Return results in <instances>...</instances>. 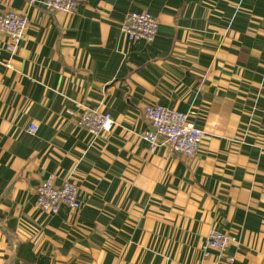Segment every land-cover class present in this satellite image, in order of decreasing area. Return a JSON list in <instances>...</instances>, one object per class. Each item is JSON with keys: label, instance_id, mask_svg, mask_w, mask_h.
I'll return each mask as SVG.
<instances>
[{"label": "crops", "instance_id": "crops-1", "mask_svg": "<svg viewBox=\"0 0 264 264\" xmlns=\"http://www.w3.org/2000/svg\"><path fill=\"white\" fill-rule=\"evenodd\" d=\"M8 10L28 27L12 53L0 35V264H264V0ZM133 11L159 19L153 41L121 31ZM148 104L192 113L203 155L151 151ZM85 108L113 131L81 127ZM51 176L77 183L80 210L37 209ZM211 230L233 238L226 251L206 247Z\"/></svg>", "mask_w": 264, "mask_h": 264}, {"label": "built area", "instance_id": "built-area-1", "mask_svg": "<svg viewBox=\"0 0 264 264\" xmlns=\"http://www.w3.org/2000/svg\"><path fill=\"white\" fill-rule=\"evenodd\" d=\"M83 1L44 0V3L48 9L73 14ZM27 27L28 19L23 13L16 10L0 12V35L8 38L6 49L11 53L24 41ZM159 27V19L146 11L130 12L121 23V31L130 40L143 39L148 42L157 37ZM191 114L148 104L144 108V117L150 128L142 133L141 138L149 143L151 151L165 145L188 159H197L203 155V143L208 135L190 120ZM78 124L94 137H100L113 131L115 120L110 113L85 108L79 115ZM30 130L35 131L36 127L32 125ZM37 195V209L48 215L58 214L63 206L73 211L80 210L82 206L79 186L71 179L56 184L55 177L51 176L37 186ZM232 241L231 236L211 230L206 247L224 252Z\"/></svg>", "mask_w": 264, "mask_h": 264}, {"label": "rangeland", "instance_id": "rangeland-1", "mask_svg": "<svg viewBox=\"0 0 264 264\" xmlns=\"http://www.w3.org/2000/svg\"><path fill=\"white\" fill-rule=\"evenodd\" d=\"M121 23H122V22H121ZM160 146H163V145H160ZM160 146H159V147H160Z\"/></svg>", "mask_w": 264, "mask_h": 264}]
</instances>
